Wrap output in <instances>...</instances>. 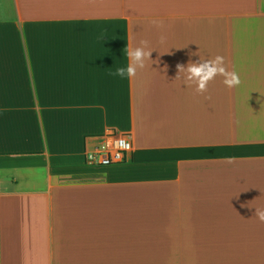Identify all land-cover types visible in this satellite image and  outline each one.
Wrapping results in <instances>:
<instances>
[{
	"label": "crops",
	"instance_id": "crops-1",
	"mask_svg": "<svg viewBox=\"0 0 264 264\" xmlns=\"http://www.w3.org/2000/svg\"><path fill=\"white\" fill-rule=\"evenodd\" d=\"M141 39L158 63L113 75ZM216 55L241 84L198 93L176 66ZM110 128L131 133L130 161L86 164ZM255 208L264 0H0V264L172 259L213 222L215 243L264 244Z\"/></svg>",
	"mask_w": 264,
	"mask_h": 264
},
{
	"label": "rangeland",
	"instance_id": "rangeland-1",
	"mask_svg": "<svg viewBox=\"0 0 264 264\" xmlns=\"http://www.w3.org/2000/svg\"><path fill=\"white\" fill-rule=\"evenodd\" d=\"M198 209V208H197ZM242 214L240 211L232 213L233 221H240ZM229 222L231 220L227 218ZM244 221V220H243ZM241 221V222H243ZM211 227L189 230L192 233L191 237L196 239H208L209 242L194 243L185 240L183 244L169 246L174 248L170 255L172 259L166 257L164 260L156 261L149 260L142 262L143 264H264V244L258 245H240V244H224L215 243L214 240H209L212 236L218 239L223 236V230L215 229L214 222ZM146 231V230H145ZM188 231V230H183ZM159 230L151 229L145 233L148 239H159L156 233ZM235 236V235H234ZM228 259V260H227Z\"/></svg>",
	"mask_w": 264,
	"mask_h": 264
},
{
	"label": "clouds",
	"instance_id": "clouds-1",
	"mask_svg": "<svg viewBox=\"0 0 264 264\" xmlns=\"http://www.w3.org/2000/svg\"><path fill=\"white\" fill-rule=\"evenodd\" d=\"M160 39L163 42L165 37L161 36ZM154 49L149 47L147 39H141L136 47L128 46L126 54L129 63L127 67L117 68L113 75L120 78H134L138 69L145 67L146 61H151V64L158 63V60L154 61L150 58V54ZM176 67L178 73H185V82L189 85L195 84L196 91L201 94L208 91L209 83L217 76L223 77L222 82L228 88L238 87L241 84L238 72L225 67V58L222 55H216L213 59L189 61L186 66L177 64ZM254 215L260 222H264V208H255Z\"/></svg>",
	"mask_w": 264,
	"mask_h": 264
},
{
	"label": "built area",
	"instance_id": "built-area-1",
	"mask_svg": "<svg viewBox=\"0 0 264 264\" xmlns=\"http://www.w3.org/2000/svg\"><path fill=\"white\" fill-rule=\"evenodd\" d=\"M133 150L131 133L110 128L95 136L93 144L84 150L83 157L88 165L111 166L130 161Z\"/></svg>",
	"mask_w": 264,
	"mask_h": 264
}]
</instances>
